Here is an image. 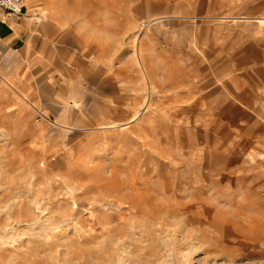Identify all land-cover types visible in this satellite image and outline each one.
Segmentation results:
<instances>
[{
  "label": "rangeland",
  "instance_id": "obj_1",
  "mask_svg": "<svg viewBox=\"0 0 264 264\" xmlns=\"http://www.w3.org/2000/svg\"><path fill=\"white\" fill-rule=\"evenodd\" d=\"M25 3L94 76L0 51V264H264V0Z\"/></svg>",
  "mask_w": 264,
  "mask_h": 264
},
{
  "label": "crops",
  "instance_id": "obj_2",
  "mask_svg": "<svg viewBox=\"0 0 264 264\" xmlns=\"http://www.w3.org/2000/svg\"><path fill=\"white\" fill-rule=\"evenodd\" d=\"M23 2L25 9L23 18L16 19L0 14V51L13 57V63L19 66V73L27 74L29 73V70L26 69L27 66L36 65L35 72L41 79L45 78L41 76H47V74L49 76L50 73V76H63V74L65 76H94L88 73L90 67L86 63L79 67H70L69 62L64 64L63 61L61 63L55 60L51 67L43 60V58L51 56L52 53L51 49L40 46L42 38L51 30L50 26L32 22L33 18L29 17L30 9L26 6L25 0ZM36 53H39L40 56L34 58ZM53 56H55L54 50ZM35 60L37 64H34ZM68 60H70L69 55Z\"/></svg>",
  "mask_w": 264,
  "mask_h": 264
},
{
  "label": "built area",
  "instance_id": "obj_3",
  "mask_svg": "<svg viewBox=\"0 0 264 264\" xmlns=\"http://www.w3.org/2000/svg\"><path fill=\"white\" fill-rule=\"evenodd\" d=\"M0 14L22 18L25 14L23 0H0Z\"/></svg>",
  "mask_w": 264,
  "mask_h": 264
}]
</instances>
